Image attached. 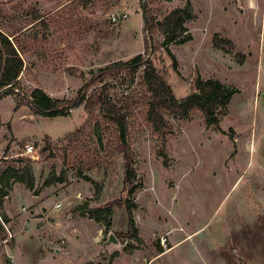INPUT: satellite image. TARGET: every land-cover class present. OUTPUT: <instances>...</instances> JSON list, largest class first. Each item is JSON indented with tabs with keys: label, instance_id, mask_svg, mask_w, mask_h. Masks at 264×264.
I'll return each mask as SVG.
<instances>
[{
	"label": "rangeland",
	"instance_id": "rangeland-1",
	"mask_svg": "<svg viewBox=\"0 0 264 264\" xmlns=\"http://www.w3.org/2000/svg\"><path fill=\"white\" fill-rule=\"evenodd\" d=\"M143 4L0 0V31L27 50L14 93L0 101V264H264V0L151 6L160 24L175 9L190 14L188 33L169 45L176 61L164 49L147 55L176 98L191 94L199 78L236 94L219 129L198 111L187 119L163 111L166 139L142 109L134 111L128 134L138 189L129 198L137 239L117 238L129 232L124 208L98 213L128 198L125 161L114 153L115 129L100 108L49 118L26 105L37 88L74 101L100 69L144 55L146 37L152 48L162 44L160 27L146 33ZM216 37L234 50L215 49ZM7 54L0 45V56ZM143 71L134 82L125 73L110 78L89 96L108 85L111 100L124 106L128 96L142 95ZM111 233L120 246L104 253Z\"/></svg>",
	"mask_w": 264,
	"mask_h": 264
},
{
	"label": "trees",
	"instance_id": "trees-1",
	"mask_svg": "<svg viewBox=\"0 0 264 264\" xmlns=\"http://www.w3.org/2000/svg\"><path fill=\"white\" fill-rule=\"evenodd\" d=\"M79 1V0H75ZM169 1V0H166ZM158 0H144V17L146 23V33H153L156 28L160 27L166 40L162 44H158L152 48V39L145 38V54L138 55L128 62H115L106 68L100 69L90 80L81 88L77 98L74 101L67 99H53L40 88L32 91L26 105L39 116L58 118L68 117L72 109L84 106L88 112H92L98 108L102 111L105 120L111 124L116 133L115 154L123 155L125 161L123 193L127 197H131L138 189L137 172L135 168V154L132 150L130 137L128 134L129 120L134 116V111L142 109L145 113V120L152 128L153 133L167 138V122L164 118L163 111H168L174 116L182 119L189 118L195 111L200 112L208 126L219 129L220 122L228 114V107L236 94V92L222 84L218 80L198 79L195 90L186 98L178 100L174 95L171 86L168 84V78L164 72L160 71L154 64L153 60L148 59L147 55L152 49L154 53L166 50L169 56L176 61L175 56L171 53L169 45L176 43L179 38L188 33L185 23L190 19V14L186 9H175L165 19L162 24L153 17L151 6H155ZM161 25V26H159ZM15 39V38H14ZM192 40L191 36L183 38L181 43ZM151 41V42H150ZM214 48L218 50H226L228 53L235 48V44L223 38L216 37L214 39ZM0 45L8 51L7 57L0 56V101L14 93L15 88L22 72L25 70V62L23 56L27 54V50H21L16 47L14 41L0 31ZM243 61L244 56H238ZM177 64H175L176 66ZM144 69L140 77L143 92L142 95H130L123 102L116 104L111 100L108 93V85H105L101 94H93L89 96L92 87L106 82L120 74H126V78L134 82L140 69ZM74 75L75 70H69ZM127 112V114L124 113ZM73 137V136H71ZM49 140L48 138L46 139ZM165 143V142H164ZM47 147L51 149L49 143ZM47 148V149H48ZM54 157V150L51 152ZM66 163V158H64ZM82 175V172H80ZM117 199L109 203L104 209H99L98 213L112 216L114 208H124L128 216L129 232L127 234L117 235L119 240L126 237L137 239V229L133 218L132 210L134 205L130 198ZM100 219V218H99ZM110 223L107 224V227Z\"/></svg>",
	"mask_w": 264,
	"mask_h": 264
},
{
	"label": "water",
	"instance_id": "water-1",
	"mask_svg": "<svg viewBox=\"0 0 264 264\" xmlns=\"http://www.w3.org/2000/svg\"><path fill=\"white\" fill-rule=\"evenodd\" d=\"M107 246H110L111 248L120 246L119 241L117 240V238L113 233L110 234L108 240L103 244L104 253L106 251Z\"/></svg>",
	"mask_w": 264,
	"mask_h": 264
},
{
	"label": "built area",
	"instance_id": "built-area-1",
	"mask_svg": "<svg viewBox=\"0 0 264 264\" xmlns=\"http://www.w3.org/2000/svg\"><path fill=\"white\" fill-rule=\"evenodd\" d=\"M113 20L116 21V17H114ZM28 151H29V152H32V148H29ZM32 158L35 159L34 156H32Z\"/></svg>",
	"mask_w": 264,
	"mask_h": 264
}]
</instances>
